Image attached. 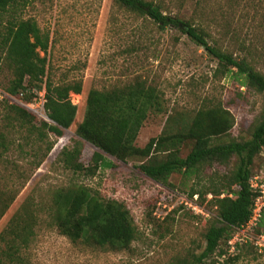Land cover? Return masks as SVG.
I'll use <instances>...</instances> for the list:
<instances>
[{
	"label": "rangeland",
	"instance_id": "rangeland-1",
	"mask_svg": "<svg viewBox=\"0 0 264 264\" xmlns=\"http://www.w3.org/2000/svg\"><path fill=\"white\" fill-rule=\"evenodd\" d=\"M161 1L166 15L202 26L209 34L210 46L237 60L247 59L264 76V0ZM14 18L32 19L49 35L47 68L54 82H81L83 91L70 95L78 112L75 125L62 138L43 126L42 121L51 122L34 99L28 103L12 99L11 104L37 117L29 122L13 120L16 115L6 101L13 71L0 53V134L11 144L8 153L0 156V234L17 212L26 209L40 223L30 250L23 254L24 264H182L193 255L199 256L216 211L209 204L212 195L205 202L200 195L197 201L189 195L193 190L203 194L219 186L233 165H205L188 177L176 174L165 185L137 169L146 160L123 163L107 157L115 165L113 169L85 176L66 167L62 152L79 148V162L86 168L91 164L95 148L81 141L76 130L84 120L86 99L92 90L111 91L143 82L162 93L165 111L150 115L145 122L136 141L141 149L162 135L171 116H192L214 105L223 106L235 119L227 140L248 139L264 116V94L250 88L236 68L226 71L178 30H160L149 18L120 8L114 0H27L5 14L2 22L6 25ZM28 104L35 106L30 110ZM189 151L185 147L182 156ZM253 173L264 174V151L256 158ZM75 185L127 206L139 234L128 250L74 244L53 225L49 213L54 193ZM185 201L197 205L200 212L195 213ZM4 204L9 208L2 215ZM250 234L258 237L253 231ZM224 256L206 264H264V252L252 241L236 253L227 250ZM233 256L241 257L229 263Z\"/></svg>",
	"mask_w": 264,
	"mask_h": 264
},
{
	"label": "trees",
	"instance_id": "trees-1",
	"mask_svg": "<svg viewBox=\"0 0 264 264\" xmlns=\"http://www.w3.org/2000/svg\"><path fill=\"white\" fill-rule=\"evenodd\" d=\"M114 1L130 13L149 18L160 30H178L217 59L226 71L230 72V67L236 68L250 88L264 94V76L247 59L237 60L217 46H210L209 34L202 26L179 16L166 15L161 0ZM26 2L0 0V53L13 71L6 101L10 104V111L16 115L13 120L29 122L37 117L20 105L11 104V100L28 103L34 99L37 103L38 93L45 90L44 109L51 124L42 121L43 126L54 136L62 138L75 125L78 112L70 95H81L83 86L81 82H54L47 68L49 35L42 32L36 21L14 18L3 24L5 14ZM164 111L162 93L143 82L111 91L92 90L86 99L84 120L76 130L81 141L95 148L91 164L86 168L79 162V148L63 150L62 160L68 169L85 176L113 169L115 165L107 157L123 163L134 159L146 160L137 169L145 177L165 185L172 176L188 177L205 165H233L234 169L222 176L219 186H213L204 195L196 190L189 195L191 200L200 195L203 202L212 195L209 204L216 211V219L204 235V251L199 256L187 258L182 264L213 262L215 257H225V252L230 251L232 237L252 216L256 195L250 181L254 177L255 160L264 151V116L248 139L227 140L235 126L233 115L221 105L202 108L192 116H171L161 136L151 139L145 148H138L136 141L145 122L150 115ZM7 120H10L8 115ZM10 146L7 136L0 134V156L7 154ZM185 147L190 151L183 157ZM7 208L9 204H4L2 215ZM49 217L58 231L74 244L117 252L128 250L139 236L132 214L124 203L105 200L84 185L57 190ZM39 223V218L26 209L13 216L0 234V264H24L23 254L30 250ZM254 233L258 237L264 236V211ZM240 257L233 256L228 261H238Z\"/></svg>",
	"mask_w": 264,
	"mask_h": 264
},
{
	"label": "built area",
	"instance_id": "built-area-1",
	"mask_svg": "<svg viewBox=\"0 0 264 264\" xmlns=\"http://www.w3.org/2000/svg\"><path fill=\"white\" fill-rule=\"evenodd\" d=\"M45 90L38 93V101L36 105H40L42 107L45 106ZM33 104H28V107L31 110ZM35 106V105H33ZM250 186L253 193L256 195L253 213L248 221V223L242 226L237 232L234 234L230 241V252L235 253L237 251V247L243 246L247 244L248 241H252L254 246L259 249L261 252H264V236L257 237L256 239L252 237L250 232L256 228L260 222L262 217V213L264 211V174L254 176L250 181ZM198 200V197H195V201ZM186 205H189L190 209H192L195 213L200 212V208L197 205L190 204L188 201H185Z\"/></svg>",
	"mask_w": 264,
	"mask_h": 264
}]
</instances>
